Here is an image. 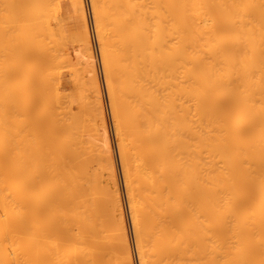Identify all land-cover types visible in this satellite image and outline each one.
<instances>
[{
	"label": "bare ground",
	"instance_id": "bare-ground-1",
	"mask_svg": "<svg viewBox=\"0 0 264 264\" xmlns=\"http://www.w3.org/2000/svg\"><path fill=\"white\" fill-rule=\"evenodd\" d=\"M7 1L5 32L20 35L8 92L23 128L0 156V264H133L88 23L92 124L55 158L53 110L34 100L46 99L45 61L31 60L43 57L31 32L45 1ZM91 5L138 263L264 264V0Z\"/></svg>",
	"mask_w": 264,
	"mask_h": 264
},
{
	"label": "rangeland",
	"instance_id": "rangeland-1",
	"mask_svg": "<svg viewBox=\"0 0 264 264\" xmlns=\"http://www.w3.org/2000/svg\"><path fill=\"white\" fill-rule=\"evenodd\" d=\"M44 1L45 4L40 14L43 24L34 28L31 32V42L43 53L42 58H40L38 54H35L31 60L34 61V63L45 61V64L42 65L40 70L39 77L45 79V86H47L45 88L46 99L44 102L40 99V93L35 95L34 100L37 102L36 109L39 105L44 104L47 107V112L45 113L47 117H50L49 112L53 110L51 113L54 118V125L49 128L48 132L52 134L54 145L58 148V152L54 155L55 158L65 157V159H67L72 155L67 149V144L71 140L83 138L92 124L91 109L93 107V95L95 94L97 84L94 74H91L89 77L86 76V56L82 51L83 41H81V37H83L81 34H84L83 32L88 26L89 35H92L93 47L95 49L94 50L92 47V52L93 54L95 52L97 57L95 66L96 68L98 67L100 96L102 97L103 109L107 120V128L111 141L112 156L115 162L118 188L123 204V216L126 223L132 262L133 264H139V260H137L138 253H136L137 248L135 246L134 232L131 231L133 228L131 226L132 222L130 221L131 216L129 217L130 212H128L129 202L126 200L128 196L125 194L126 191L124 189L125 182H123V169L118 154V141L114 130L112 109H110L108 89L105 83L106 80L104 79L105 73L103 74L101 63L102 56L100 57L101 53H99V38L96 37L97 30L95 31L96 23L94 19V10L92 12L93 5H91V0H78L77 4L72 3V0ZM6 2L8 1L0 0V156H3L4 149L8 144L12 147L15 145L18 140L15 134L21 127L23 128L21 117L17 112L18 103L20 101L18 99L13 100L8 92V90L15 88L20 83L18 80H12L7 73L12 64L18 60L19 56L16 54L15 50L18 48L20 35L17 32L13 34L9 31L5 32L6 29L4 28H7L6 25L9 24L7 15L9 10H7L8 13L5 12ZM7 8L10 9L11 7L8 6L6 9ZM15 11L17 12V10ZM12 13L13 12H11V14ZM57 17L62 18L66 26H69H67L66 32L57 31L54 34H50L45 26L47 22ZM86 22L88 23L87 26ZM52 99L55 101L54 109H52L47 102ZM131 129L132 126L130 125L127 129L128 135ZM80 147L81 149L78 154L79 159L84 160L92 154V150L88 149L85 144H82ZM14 162H16V160ZM9 170L10 169L7 170L6 174L9 173ZM77 172L83 175L87 173L86 165L83 162H81Z\"/></svg>",
	"mask_w": 264,
	"mask_h": 264
}]
</instances>
